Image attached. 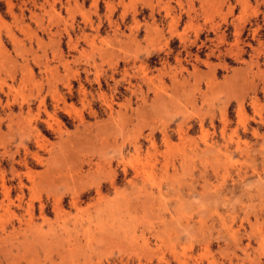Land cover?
Returning <instances> with one entry per match:
<instances>
[{"label": "rangeland", "instance_id": "obj_1", "mask_svg": "<svg viewBox=\"0 0 264 264\" xmlns=\"http://www.w3.org/2000/svg\"><path fill=\"white\" fill-rule=\"evenodd\" d=\"M0 264H264V0H0Z\"/></svg>", "mask_w": 264, "mask_h": 264}]
</instances>
